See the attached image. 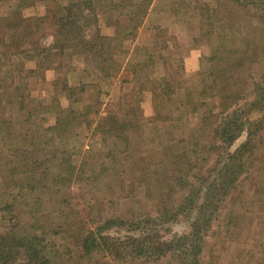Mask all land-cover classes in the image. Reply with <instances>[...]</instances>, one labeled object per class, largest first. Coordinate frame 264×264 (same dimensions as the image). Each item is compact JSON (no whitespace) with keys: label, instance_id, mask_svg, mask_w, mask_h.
Segmentation results:
<instances>
[{"label":"rangeland","instance_id":"374dc122","mask_svg":"<svg viewBox=\"0 0 264 264\" xmlns=\"http://www.w3.org/2000/svg\"><path fill=\"white\" fill-rule=\"evenodd\" d=\"M218 1L0 0V18L30 21L29 49L40 44L53 46L56 29L53 15L47 17L50 11L56 16L68 14V22H76L80 28L73 34L78 37L77 42L72 41L76 45L67 55L51 56L44 63L53 68L23 80L26 74L18 66L25 62L26 69L36 70L40 60L28 51L11 66L13 80L10 75L5 88L0 89V243L6 246L0 264H27L28 254L35 251L28 253L11 240L33 235L39 236V250H45L40 256L50 264H186L177 251L157 258L149 250L166 248L191 233L195 212L204 198H199L198 192L177 202L174 198L178 206L182 200L186 205L188 195L193 198L196 194L199 199L188 207L192 213L181 210L175 216L173 208V217L164 219L158 204L166 187L134 190L133 184L145 169L159 172L161 168L170 175L187 172L180 165L184 160L178 158L185 152L194 166L200 163L188 175L197 182L199 174L212 172L221 152L206 155L207 145L193 136V130L200 128L197 114H191L190 123L184 121L181 129L158 125L162 131L154 134L148 126L134 143L132 131L112 127L108 118L112 125L121 126L126 105L123 103L120 111L118 103L124 99L131 103L132 90L141 87L146 89L141 107L145 118H151L154 111L147 79L168 75L177 88L182 83L174 105H187L186 113L192 111L190 103L198 100L199 91L210 82L209 74L221 68L209 63L202 68L203 60L211 58L223 39L201 38L198 12L202 4L215 9ZM221 2L220 16L229 7L228 0ZM65 7L70 12L63 13ZM237 16L243 28L247 26L250 16L244 12ZM1 24V30L8 28ZM233 42L241 45V37ZM262 55L263 59L242 76L244 82L248 80V91L229 111H238L246 128L228 150L234 152L242 146L251 128L257 133L254 152L247 156V173H243L241 184L224 197L222 208L206 229L200 264H264V110L257 113L258 108H264V101L253 93L259 84L264 88ZM165 59L170 60L166 63ZM6 72L0 71V76ZM18 82L22 88L15 91ZM208 103H215L214 113L222 115L218 99ZM118 219L124 223L103 231L107 246L86 255L76 236L103 229L108 220ZM142 231L149 234L143 242L149 252L138 247L143 254L139 256L132 253V240H140Z\"/></svg>","mask_w":264,"mask_h":264},{"label":"trees","instance_id":"16d2710c","mask_svg":"<svg viewBox=\"0 0 264 264\" xmlns=\"http://www.w3.org/2000/svg\"><path fill=\"white\" fill-rule=\"evenodd\" d=\"M150 1L151 0H148V2ZM228 1L229 7L221 16L222 7L218 10L222 5L221 0L218 1V5H215V9L211 8L210 4H202L198 7L202 31L201 38L211 39L212 37H218L223 39L220 47L214 49L211 58L203 60L202 68L205 63L212 64V66L219 65L221 68L209 74L210 82L205 84L202 90L199 91L200 95L198 100L196 102L193 101V103L189 102L192 107L190 113H186L185 111L187 105H174V98L179 95V90L182 89V83H178L179 87L177 88L173 78L168 75L161 78L150 77L147 79V83L150 85V92L152 93V107L154 111L151 118H145L141 107L143 100L142 96L146 90L145 87H141L137 92L132 90V105L129 103L128 99L121 100L118 103L120 105V111L123 108L122 104L125 103L126 105L123 118L124 122H122L121 126L118 123L117 125L116 123L112 125L113 122L111 123L108 118V122L112 127L117 126L122 132L132 131V143H134V140L142 137L148 126L152 127L151 132L154 134L162 131L156 128L158 125L177 126L181 129L184 121L185 123H190L189 116L191 114H197L200 119V128L197 131L193 130V132H195L193 136L199 138L200 143L202 142L207 145L206 147H208L209 151L206 155H210L211 152H221L218 156V161L212 166L213 169L210 170L212 172L209 175L202 172V167L198 170L202 172L201 175L199 174V176H197L196 180L198 183H193L192 178L188 175H190L189 172L194 171L200 163L194 166L186 152L178 158L184 160L180 165H183V168L187 170V172L175 171L170 175L161 168L159 172H151L145 169L143 171V176L136 179L135 184H133L134 190L137 187L148 190L151 188L163 190L162 188L164 186L166 187L167 192L165 194L163 192L160 193L158 204L159 207L163 209L162 214L160 213V217H164V219L165 217L171 219V217H173L171 212L174 210L175 216L178 215V212L181 210L186 213H192L193 211H189L188 207L192 208L196 204V199L204 198V202H199V209L195 212L196 217L192 223L191 233L180 237L171 245H166V248L160 246L152 247L151 250H149L151 251L150 254L156 255L157 258H161L167 251L174 253L177 251L186 264H200L198 262V256L201 252V242L204 240L206 229L211 227L214 216H216L222 208L220 204L223 203L224 197L228 193L232 194L234 189L236 190L241 184L240 179L243 173H247L245 172L249 160L247 156L249 157V153L253 155V149L256 145L257 133L253 132L250 128L247 141L234 152L228 150L233 147L246 128V124L240 121L242 117L238 115V111H234L232 114H229V111H231L234 106L238 105L239 101L243 99L248 91V80L244 82L242 77L245 71L251 69L253 65H256L263 59L264 3H262V1L258 2V0H248L246 2H241L240 0ZM65 12H70L69 7L63 8V13ZM239 12H244L245 16H250L248 17L249 21L246 24L247 26L244 28L240 16H237ZM49 14L47 15L48 18L51 15L54 17L53 27L56 29L53 37V46L49 48H45L40 44V46H34L32 49H29L26 42L32 37V34H30L32 31H29L27 24L30 21L28 19L24 17H17L15 19L0 18V26L2 25L1 23H3L6 24L8 28L10 27V29H12V31L8 28H3V30L0 29V71L7 70L6 73H1L4 77L2 78V76H0V80H2L0 89L2 87L5 88L4 86L7 84L5 80H7L10 75L13 80L14 76L10 72V69L14 62L20 61V55L24 53L27 54L29 51V54H35L37 58L40 57V60L36 63V70L26 69L25 62L18 66L20 72L26 74L23 79L25 80L26 77L30 75L33 76L38 74V71L40 72L43 69L53 68V66H46L44 63L48 62L51 56L62 57L67 55V51H71L73 46L76 45L73 44L72 41L77 42L78 40L77 36H73L75 31L80 30L78 23L75 22L70 24L66 16L68 14L56 16L52 11H50ZM7 20H11V23ZM253 24H257V26H253ZM69 27H71V30H69ZM258 30H260L262 34L258 32ZM238 36L241 37L242 44L234 45L235 42H233V40ZM258 36H260L261 39H259ZM257 39L259 41H257ZM228 42L233 43L229 44ZM25 44L26 48L24 49L23 47ZM168 60L170 59H165V62L168 63ZM20 83L22 82L15 84V91L22 88ZM65 89L68 91V87L65 86ZM254 90L255 92L253 93L258 96L259 100L264 101L263 86L259 84ZM191 96L194 97L193 95ZM209 99L219 100L220 106L222 107V115L214 113V108L217 107V105L215 103H208ZM263 110L264 108L262 107L261 109L258 108L257 113ZM249 123L254 124V121L252 122L251 119H249ZM105 124L108 123L105 122ZM112 130L113 128H111L110 132H113ZM175 164L178 165V162ZM195 192H198L199 198L196 194H194L195 197L193 198L190 197L191 195H188L185 199V206H183L185 204L183 200V202H179V206L175 203L176 199L177 202L179 199L184 198L186 194ZM220 196H223V198ZM188 202H191L192 205L188 206ZM174 203L175 205L170 208L169 205ZM133 221L134 220H132V222ZM119 223L124 222L120 219L108 220L103 226V229L99 230L96 228L94 230L90 229L84 233L81 232L76 236L79 246L82 247L84 253L88 256L91 255L90 253L93 251L106 247L107 239L103 231L106 229L110 230L112 225H118ZM147 236H149V234L142 231L140 240H132V253H138L139 256H142V252H149L143 246V242L148 239ZM13 240L15 243L20 244L28 253H30V249L35 251V255L32 253L28 254L29 260L27 264H34L35 260H37L39 264H50L48 260L40 256L45 255V250H43V252L39 250V243L41 242L39 236L33 235L15 239L12 238L11 241L13 242ZM150 240L152 241L154 238ZM164 246L165 244L163 247ZM138 247L142 252L138 250ZM5 248L6 246L0 243V256L4 253Z\"/></svg>","mask_w":264,"mask_h":264}]
</instances>
